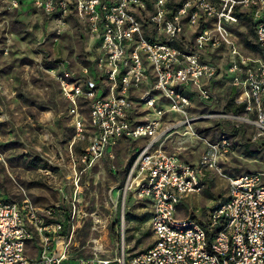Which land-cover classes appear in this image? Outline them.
Listing matches in <instances>:
<instances>
[{
	"label": "rangeland",
	"instance_id": "obj_1",
	"mask_svg": "<svg viewBox=\"0 0 264 264\" xmlns=\"http://www.w3.org/2000/svg\"><path fill=\"white\" fill-rule=\"evenodd\" d=\"M11 1L0 0V200L27 199L36 206L51 207L64 223L75 206L79 228L74 234L71 257L119 255L116 227L122 221L126 256L142 252L153 241L150 207L131 194L126 196L122 187L147 138L118 139L99 159L84 163L82 157L94 131L89 125L90 99L80 98L73 107L53 75L64 69L85 74L96 82L93 98L109 96L110 83L97 65L98 42L88 25L72 12L65 17L63 30L58 31L56 16L36 8L32 0H18L17 7H12ZM184 1L167 0L166 18ZM135 9L140 20L138 37L148 42L161 41L163 22L150 20L155 13L152 3H138ZM235 16L236 21L227 26L233 45L241 56L248 57L252 67L264 66V49L256 42L251 18L245 11H237ZM199 23L196 26L184 18L182 31L174 41L179 51L198 53L201 63L216 70L212 77L204 76L180 89L189 99L185 114L190 122L184 123L181 114L169 112L164 99L156 96V100L160 99L156 108L163 113L161 128L172 126L166 142L168 150L195 164L217 147L216 168L206 172L200 194L181 200L177 213L180 218L203 217L207 207L225 194L229 177L264 171V131L256 123L259 118L253 98H248L251 109L245 112L243 104L237 103L241 99L239 92L231 91L235 86L229 67L238 61V56H233L229 46L221 42L197 49L195 38L202 26ZM149 72V83H154L151 68ZM198 86L210 91L209 100L201 99ZM134 113L140 122L156 117L141 102ZM243 117H248V123L243 122ZM76 120L82 123L80 132ZM186 130L190 134L184 136ZM224 140L229 144L225 153L221 147ZM97 239L101 249L95 243Z\"/></svg>",
	"mask_w": 264,
	"mask_h": 264
},
{
	"label": "built area",
	"instance_id": "obj_2",
	"mask_svg": "<svg viewBox=\"0 0 264 264\" xmlns=\"http://www.w3.org/2000/svg\"><path fill=\"white\" fill-rule=\"evenodd\" d=\"M32 1L45 14L56 16L58 31L63 30L65 17L74 13L88 25L99 44L96 60L110 83L109 96L93 98L96 82L85 74L67 69L53 72L63 96L73 107L80 98L90 99L89 125L94 131L82 161L99 159L118 139L147 138L130 166L122 190L150 207L153 241L142 252L126 256L122 221L116 227L119 255L71 257L74 234L79 228L75 206L64 223L51 207L36 206L27 199L0 200V264H63L66 260L73 264H264V171L229 177L225 194L207 207L203 217H178L181 200L200 194L206 172L216 168L217 147L195 164L183 161L176 151L166 148L172 126L161 128L163 113L156 108L160 100L156 96H160L169 112L181 114L184 123L190 122L185 114L189 99L180 89L216 72L215 67L199 61L198 53L181 52L174 46L187 18L190 24H202L195 38L197 49L221 42L229 46L233 56H238V61L229 67L232 85L241 96L237 103L248 112L252 104L248 98H253L259 118L256 123L264 131V66L252 67L248 57L241 56L233 45L227 29L236 21V12L245 11L255 27L256 42L264 49V0H185L167 18V0ZM143 2L154 6L150 20L163 22L164 34L159 42L138 37L140 20L135 7ZM18 4V0L11 1L12 7ZM212 23L214 27H210ZM149 68L155 76L154 83H149ZM198 88L201 99L209 100L210 91L204 86ZM114 89L118 92L113 93ZM140 102L156 117L137 121L134 112ZM242 120L248 123V117ZM76 129L82 130L79 120ZM188 133L186 130L184 136ZM221 147L225 153L229 144L224 140ZM95 243L102 247L99 239Z\"/></svg>",
	"mask_w": 264,
	"mask_h": 264
},
{
	"label": "crops",
	"instance_id": "obj_3",
	"mask_svg": "<svg viewBox=\"0 0 264 264\" xmlns=\"http://www.w3.org/2000/svg\"><path fill=\"white\" fill-rule=\"evenodd\" d=\"M233 90L235 91V90H236V88H235V87H232V88H231V91H233Z\"/></svg>",
	"mask_w": 264,
	"mask_h": 264
},
{
	"label": "bare ground",
	"instance_id": "obj_4",
	"mask_svg": "<svg viewBox=\"0 0 264 264\" xmlns=\"http://www.w3.org/2000/svg\"><path fill=\"white\" fill-rule=\"evenodd\" d=\"M98 248H102V247H98Z\"/></svg>",
	"mask_w": 264,
	"mask_h": 264
},
{
	"label": "trees",
	"instance_id": "obj_5",
	"mask_svg": "<svg viewBox=\"0 0 264 264\" xmlns=\"http://www.w3.org/2000/svg\"><path fill=\"white\" fill-rule=\"evenodd\" d=\"M190 217H193V216H190Z\"/></svg>",
	"mask_w": 264,
	"mask_h": 264
}]
</instances>
